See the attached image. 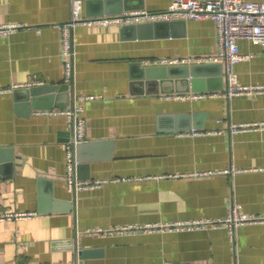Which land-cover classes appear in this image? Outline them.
<instances>
[{
    "label": "crops",
    "instance_id": "obj_1",
    "mask_svg": "<svg viewBox=\"0 0 264 264\" xmlns=\"http://www.w3.org/2000/svg\"><path fill=\"white\" fill-rule=\"evenodd\" d=\"M124 1L80 0L81 16L158 12L173 0ZM70 2L0 0V25L23 26L0 36V147L14 156V164L0 170V264H264V222L241 224L232 233L224 224L87 232L224 220L232 207L263 216L264 93L193 98L192 92L148 93L134 79L135 62L147 67L166 65L155 64L162 59L215 55L211 20L183 19L173 34L144 38H132L116 24L77 26L74 80L68 99H57L67 104L53 108L69 107L73 96L90 97L80 101L88 141L79 156L75 149V175L104 183L74 194L65 181L67 118L38 114L42 109L21 98L26 87H12L35 79L43 86L65 84L58 25L69 20ZM238 46L246 58L233 66L237 84L264 86V46L249 40ZM219 64L222 88L216 91L228 86ZM182 113L200 114V125L185 128L190 119L177 117ZM250 123L263 126L234 133L229 128ZM192 129L201 133L183 135ZM28 212L35 215L6 216ZM83 251L90 254L82 258Z\"/></svg>",
    "mask_w": 264,
    "mask_h": 264
},
{
    "label": "built area",
    "instance_id": "obj_2",
    "mask_svg": "<svg viewBox=\"0 0 264 264\" xmlns=\"http://www.w3.org/2000/svg\"><path fill=\"white\" fill-rule=\"evenodd\" d=\"M176 19L211 20L215 23L219 51L213 56L185 59H162L155 64H179V63H224L227 76V89L211 93H194L193 98L205 96L230 97L237 94L264 93L263 85H238L235 75L232 73L233 66L246 58L239 52L238 41L249 40L250 42L264 46V2L244 0H173L166 9L151 12L145 9L126 11L116 15L82 17L80 0H71L70 18L59 24L58 29L61 37V55L63 60L64 83L71 87L74 80V30L79 25H103L116 24L118 26L138 24L155 21H171ZM23 27L18 24L0 25V36L9 34ZM44 82L38 79L24 85H14L13 88L43 86ZM184 98L185 96H178ZM90 98L89 96H73V103L65 108H52L39 110L38 114L59 115L67 118L71 136L65 145L66 176L65 181L68 189L76 194L80 190L100 187L103 180H82L75 175L77 160L74 152L79 144L87 142L86 124L82 116L83 107L80 101ZM263 124H230L231 132L250 130L262 127ZM200 130L192 129L183 135H198ZM34 212L7 214L16 218H28L34 216ZM264 222V215L239 214L235 207L224 220H206L192 222H165L162 224L129 225L111 228L109 230L89 229L87 232L106 234H125L137 232H153L157 230L178 231L192 228H203L208 225L218 227L224 224L232 233L234 228L245 223Z\"/></svg>",
    "mask_w": 264,
    "mask_h": 264
},
{
    "label": "water",
    "instance_id": "obj_3",
    "mask_svg": "<svg viewBox=\"0 0 264 264\" xmlns=\"http://www.w3.org/2000/svg\"><path fill=\"white\" fill-rule=\"evenodd\" d=\"M126 1L127 0H125L124 3ZM99 14H101V12H99ZM183 24V19L155 21L123 25L124 27L122 29L123 31L127 30L130 32L132 38H144L160 35L164 36L168 35V33L173 34L175 28L182 26ZM168 30L171 32H168ZM160 31H163L164 34L160 33ZM134 65L137 67V73L134 75V79L144 83L148 89H150L147 90L148 93L155 92L169 95L173 93H197L205 90L216 91L222 88V67L219 63L172 64L142 67L140 63L135 62ZM204 77H207V79ZM150 87L154 89H151ZM67 88V84H62L60 86L45 85L31 86L30 88L26 87L23 88L24 94L21 95V98L28 101L34 109L64 107L65 104H67V100L64 104H59L57 99L62 95L68 99ZM200 116V114L196 113L190 115L182 113L177 117L182 120L186 119L188 122L190 119V124H184L185 128H189V125H193V127L197 128L200 125L198 121ZM184 126H182V129ZM82 144H79L76 147L77 155L81 150L80 148L83 146ZM13 160L14 156L12 150L10 148L0 147V170L1 168L12 166L14 164ZM89 254V252L83 251L80 253V256L83 258Z\"/></svg>",
    "mask_w": 264,
    "mask_h": 264
}]
</instances>
